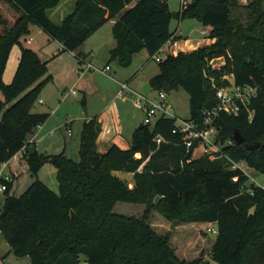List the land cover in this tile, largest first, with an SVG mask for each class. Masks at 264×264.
Wrapping results in <instances>:
<instances>
[{
	"label": "trees",
	"instance_id": "16d2710c",
	"mask_svg": "<svg viewBox=\"0 0 264 264\" xmlns=\"http://www.w3.org/2000/svg\"><path fill=\"white\" fill-rule=\"evenodd\" d=\"M0 1L18 12L10 26L0 14V167L10 164V179L0 178L6 185L0 232L10 252L28 256L29 264H201L200 259L180 260L169 235L152 227L150 214L157 210L171 221L215 223L210 254L217 264H264V187L249 184V176L231 168L225 157L264 173V0H191L177 12L168 0H76L61 22L48 14L60 0ZM173 17L197 18L210 27L208 37L215 40L161 58L150 79L152 89L168 93L184 88L190 95V119L202 122L203 111L218 102L213 81L257 88L250 111L221 112L215 120L218 138L234 140L224 146L225 156L196 157V145L187 151L183 134L173 131L176 118L167 116L138 126L128 148L114 143L106 150L97 141L102 130L98 117L86 119L78 161L64 152H40L29 141L49 117L32 109L52 79L47 61L21 42L32 23L61 42L63 51H77L115 18L110 58L126 66L135 52L146 48L154 58L179 38L170 27ZM15 44H20L21 55L12 81L6 83L3 73ZM77 57L80 61L83 55ZM219 57L225 63L213 66L211 61ZM236 130L244 137L242 144L235 141ZM157 136L164 139L159 144ZM258 142V149L246 148ZM46 162L57 169L58 193L38 176ZM116 171L131 173L132 182ZM118 201L143 203L146 209L141 217L116 213Z\"/></svg>",
	"mask_w": 264,
	"mask_h": 264
},
{
	"label": "rangeland",
	"instance_id": "374dc122",
	"mask_svg": "<svg viewBox=\"0 0 264 264\" xmlns=\"http://www.w3.org/2000/svg\"><path fill=\"white\" fill-rule=\"evenodd\" d=\"M182 0H168L169 6L172 11L177 12L181 9ZM136 2V0L134 1ZM133 2V3H134ZM132 3V4H133ZM76 0H60L59 4L48 10L50 18L55 22H61L66 15L72 12L75 8ZM0 14L4 19H7V25L10 26L16 20L18 12L11 7L8 3L0 1ZM245 18V15L243 16ZM115 22V18L108 20L103 26H101L97 32L98 40L102 42L97 52V57L103 58L107 54L105 52V44L110 37H113L112 27ZM171 30L178 33H182L183 36L180 39L191 38L194 42L201 39L206 40L210 31L209 26L203 25L195 17H187L182 20L173 17L170 23ZM4 26L0 22V31ZM204 29L206 32H204ZM46 32L40 30L39 26L32 23L30 25V31L21 38V42L25 47L33 48L32 46H38L42 44L43 37L46 36ZM95 38L93 39H97ZM92 39V38H91ZM203 40V41H204ZM89 42L85 45H89ZM48 47V45H46ZM21 54L20 44H15L10 52V56L3 73L4 82L8 83L12 81L16 68L18 66L19 56ZM161 52L160 57H164ZM76 66L82 67L84 63H78L77 57H74ZM77 61V62H76ZM112 67L111 71L104 73L102 70L92 71H80L75 67V75L72 76V81L65 82L66 72L61 67L57 68L55 63L49 61V69L47 75L51 74L52 79L49 80L41 89L36 101L33 105V111L45 108L40 101L46 99L45 92L54 89L53 87V75L50 72L55 70L57 77L60 79L59 83H55L61 91L65 92L67 89H75L77 95H71L66 98V106L62 108V114L59 118V127L53 136L48 137L43 143L40 144V152L45 154H58L64 152L67 156L78 161L80 159L79 146H80V135L82 131L83 120L86 117L95 115L101 110L103 106L102 97H109L113 94L115 81L119 82V90L121 89V82H128L130 88L126 89L125 94L120 95L118 92L116 102L121 108V124L126 128V133H129L131 127H137L145 118V108L141 104L137 103L139 98L138 93H143V88L146 83L149 82L152 76L159 71V59L157 56L154 58L150 57L149 52L146 48H143L134 53L130 64L124 66L121 65L119 60L110 58V55L105 61ZM65 65V63H64ZM104 65V64H103ZM218 67L217 64H212ZM217 65V66H216ZM79 71V72H78ZM53 72V71H52ZM68 72V71H67ZM137 73V74H136ZM136 74V75H135ZM45 75V77L47 76ZM82 75V78L79 77ZM61 76V77H59ZM116 78V79H115ZM71 80V79H70ZM65 82V83H64ZM49 83V84H48ZM50 88H48V86ZM86 86L85 88H83ZM52 87V88H51ZM158 90L152 89L148 94L149 98L156 100L158 96ZM83 93H86L87 103L81 101ZM0 97H3V93L0 90ZM167 100L171 105V114L177 120H186L191 118L190 110V95L182 87L172 89L167 93ZM2 114H0L1 119ZM55 123V121L53 122ZM128 130V132H127ZM58 140L61 143L53 142ZM203 154L202 146L195 149V156L198 157ZM140 155V153H138ZM145 158V157H144ZM149 158V157H148ZM147 158V159H148ZM145 159V161L147 160ZM249 174L248 183H252L254 180L258 183L264 184V173L258 171L249 166L246 167ZM118 176L127 181L132 182V174L125 171H116ZM10 176L9 167L7 165L0 167V178L7 179ZM38 176L42 179L51 189L55 192H59V182L57 178V169L51 162H46L39 170ZM3 182L0 180V186ZM18 192V191H17ZM5 191L0 189V209L2 208L5 201ZM146 209V205L143 203L133 202H122L118 201L113 211L116 213L124 214L127 216L141 217ZM149 221L152 227L160 234H168L170 243L175 248V253L180 260H194L200 259L201 264H217L211 258V249L216 240L217 233L208 230L209 225H202L200 222H177L171 221L165 218L159 211H151ZM212 228H216L217 225L214 223L211 225ZM10 246L3 234L0 232V264H29L28 256H16L14 253H9Z\"/></svg>",
	"mask_w": 264,
	"mask_h": 264
},
{
	"label": "crops",
	"instance_id": "0c3cea01",
	"mask_svg": "<svg viewBox=\"0 0 264 264\" xmlns=\"http://www.w3.org/2000/svg\"><path fill=\"white\" fill-rule=\"evenodd\" d=\"M39 28H40V30H43L41 27H39ZM99 30L94 32L80 46V48L77 51H67V50L63 51L62 50L63 49L62 43L59 42L58 40L51 38L48 35V33H46L47 35L43 37L42 44L38 45L37 47L32 46L33 47L32 49L38 53V55L40 56V58L43 61H47L48 67L50 65L49 61H51L52 63H55L56 69L57 68L61 69V67H62L64 69V71L66 72L65 82L72 81V76L75 75V72H76L75 67H77L74 57H77L78 53L82 54L86 61L92 62L93 64H95L96 66H98L101 69H104L107 65H109L105 61L107 60V57L110 55L111 48L113 46H115L116 41H115V38L110 37V39L107 41V45L105 44L103 46L106 49L105 52H106L107 56L103 57V58L97 57V52L95 50L98 49L99 45H101V43H102L100 41H96L99 38L96 35L97 32H99ZM204 32H206L205 29H204ZM95 36H97L96 37L97 39H93V38H95ZM175 36L179 37V38L172 40V41H169L161 49V52H163V53L169 52V53L177 54L179 51H191L193 49L198 48L199 46L210 44L215 40V39L209 38V37H207L206 40L201 39L197 42H194L193 40H191V38L180 39V37H182L183 34L178 33L177 30L175 32ZM88 40H92V41H90L91 43H89V45H85L89 42ZM46 45H48V47H46ZM19 58H20V56H19ZM77 59H78V63H81L79 61L78 57H77ZM18 63H19V61H18ZM64 63H65V65H64ZM211 63L217 64L218 67H220L225 63V58L224 57L215 58L211 61ZM83 67H84V65L82 67H79V68L77 67V68L80 70ZM92 70H94V69L86 70V72L92 71ZM111 70H112V67L110 66V68L108 70H105L104 73H106L107 71H111ZM52 71L50 68V72L53 75V87L55 88V90L50 89V91H47L44 93L47 100L41 99L40 102L43 105H45V106H43L45 108H40L39 110L35 111V112L49 113V117L43 124H41L40 126H38L35 129L33 134H31L29 136V141L35 143L39 151H40V148H39L40 144L43 143L46 139H48V137L53 136L55 134V132L57 131V129L59 127L58 121L60 118V114H62V108H65V106H66V98L71 96V95H77V91L74 88L73 89H67L66 88L65 92L64 91L62 92L58 86H55L54 84L59 83L60 79L57 77L55 70H52ZM59 77H61V76H59ZM79 77L82 78V75H79ZM44 78H45V76L42 79H44ZM131 78H132V76L128 79L127 83L131 80ZM117 81L118 82L115 81V83H114V89H113V94L111 95V98H109V97L107 98L105 96L102 97V99H104V100H103V106L101 107V110L98 113H96L95 115L92 114L91 116L86 117L83 120V123H84V121L86 119H89L93 116L98 117V120L101 122V126H102L101 133L99 134L98 140H97L101 150H106L111 144H114V143L117 144L118 146H120L121 148H124V149L128 148L129 144H130V138H131L134 130L140 125L139 124L137 127H135V126L131 127V130H129V133L125 134L126 128L121 124V108L115 100V98H117V96H118V92L120 91L119 90V82L121 80L117 79ZM148 83H150V80ZM48 84H47V86H48ZM85 87L86 86H84L83 88H85ZM48 88H50V87L48 86ZM151 90H152V87H151ZM73 91H75V93ZM83 100H85V103H84V105H85L87 103L86 93H83V97H82L81 101L83 102ZM54 121H55V123H53ZM82 128H83V124H82ZM127 132H128V130H127ZM53 142L61 143L58 140H53ZM18 157H19V154L15 157V159H17ZM5 165H7L9 167L10 164L6 163L3 166H5ZM9 171H10V168H9ZM200 224L211 226L214 223L200 222ZM9 253H11L10 250L8 251V254Z\"/></svg>",
	"mask_w": 264,
	"mask_h": 264
},
{
	"label": "built area",
	"instance_id": "2783aa9c",
	"mask_svg": "<svg viewBox=\"0 0 264 264\" xmlns=\"http://www.w3.org/2000/svg\"><path fill=\"white\" fill-rule=\"evenodd\" d=\"M191 0H182L181 5L186 6ZM242 3H247L249 0H240ZM169 52H165L166 56ZM161 51H159L155 56L160 60ZM80 62L84 63V67L80 71H86L90 69L95 70H108L110 68L107 65L104 69L99 68L90 61H86L83 57L80 58ZM213 85L216 88V98L218 100L216 106L206 109L203 111V120L198 122L192 119L177 120L175 122L174 132L183 134V142L186 145L187 151H190L195 145L197 147L202 146L203 154L208 155L211 159H216L225 156L223 148L225 145H232L234 140L228 139L227 141H222L218 138V129L215 126V120L221 112H226L229 114H238L242 107H245L250 111L249 103L251 99L256 95L257 88L252 86H225L218 85L213 81ZM130 86L127 82H121V89L119 91L120 95L125 94L126 89ZM75 93V91H73ZM139 98L137 100L138 104H141L145 108V124L153 123L160 116L174 117L170 110L171 105L167 100V92L160 90L156 100L149 98L148 94L138 93ZM252 113H250V117ZM164 139L161 136L156 137V142L159 144ZM230 162V166L233 169H241L245 174H248L246 167L248 166L245 161H238L230 156H225ZM250 177V176H249ZM10 179V176L7 177ZM237 179V177H235ZM256 186L264 187V184L253 181ZM1 190L6 189V185L3 183L0 186ZM252 191V189H248ZM208 230L217 233V227L214 229L211 226Z\"/></svg>",
	"mask_w": 264,
	"mask_h": 264
},
{
	"label": "water",
	"instance_id": "95a60500",
	"mask_svg": "<svg viewBox=\"0 0 264 264\" xmlns=\"http://www.w3.org/2000/svg\"><path fill=\"white\" fill-rule=\"evenodd\" d=\"M151 90V84L150 83H146L144 88H143V93L147 94L149 93ZM144 122H141L139 126H143ZM234 138L237 144H242L244 142V137L242 135V133L239 130H236L234 133ZM261 146V143L258 142L256 144H246V148L248 150H256ZM149 157V154L147 153V151H145V159H147ZM161 196H158L156 198V202H158L160 200Z\"/></svg>",
	"mask_w": 264,
	"mask_h": 264
}]
</instances>
